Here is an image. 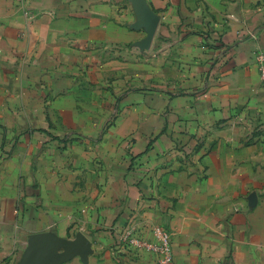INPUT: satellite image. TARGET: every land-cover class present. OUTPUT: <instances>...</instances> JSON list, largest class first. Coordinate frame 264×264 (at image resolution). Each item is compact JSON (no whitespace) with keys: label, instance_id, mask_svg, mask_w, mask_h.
I'll use <instances>...</instances> for the list:
<instances>
[{"label":"crops","instance_id":"0c3cea01","mask_svg":"<svg viewBox=\"0 0 264 264\" xmlns=\"http://www.w3.org/2000/svg\"><path fill=\"white\" fill-rule=\"evenodd\" d=\"M147 3L0 0V264H264V0Z\"/></svg>","mask_w":264,"mask_h":264},{"label":"built area","instance_id":"2783aa9c","mask_svg":"<svg viewBox=\"0 0 264 264\" xmlns=\"http://www.w3.org/2000/svg\"><path fill=\"white\" fill-rule=\"evenodd\" d=\"M259 75L264 82V49L256 53ZM150 236L133 228L124 230L118 236L121 246L126 250L138 253L147 251L156 256L157 264H172L174 261V247L171 232L162 225H153L149 230Z\"/></svg>","mask_w":264,"mask_h":264},{"label":"water","instance_id":"95a60500","mask_svg":"<svg viewBox=\"0 0 264 264\" xmlns=\"http://www.w3.org/2000/svg\"><path fill=\"white\" fill-rule=\"evenodd\" d=\"M131 1L134 4L138 15V26H144L147 31V37L144 40L139 41L137 45L143 48L150 47L156 32L158 17L149 8L147 0ZM39 243L46 246V249L43 251V256L48 260V264H60L78 254L86 258L91 245L90 241L82 233H79L75 240L65 242L63 244L65 250L62 253L57 251L58 245L62 243V241L58 239L47 241V244L42 241H39ZM36 250L37 249H34L33 252Z\"/></svg>","mask_w":264,"mask_h":264}]
</instances>
